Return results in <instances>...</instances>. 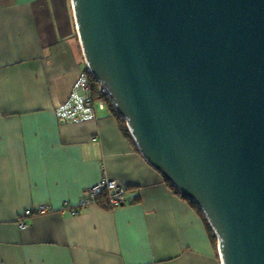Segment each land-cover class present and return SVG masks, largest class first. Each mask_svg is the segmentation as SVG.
Wrapping results in <instances>:
<instances>
[{
  "label": "water",
  "instance_id": "95a60500",
  "mask_svg": "<svg viewBox=\"0 0 264 264\" xmlns=\"http://www.w3.org/2000/svg\"><path fill=\"white\" fill-rule=\"evenodd\" d=\"M86 67L221 264H264V0H72Z\"/></svg>",
  "mask_w": 264,
  "mask_h": 264
},
{
  "label": "crops",
  "instance_id": "0c3cea01",
  "mask_svg": "<svg viewBox=\"0 0 264 264\" xmlns=\"http://www.w3.org/2000/svg\"><path fill=\"white\" fill-rule=\"evenodd\" d=\"M86 71L72 0H0V264H221L203 216L106 105L92 121L59 119ZM103 179L127 203L81 207ZM40 204L54 210L23 217Z\"/></svg>",
  "mask_w": 264,
  "mask_h": 264
},
{
  "label": "built area",
  "instance_id": "2783aa9c",
  "mask_svg": "<svg viewBox=\"0 0 264 264\" xmlns=\"http://www.w3.org/2000/svg\"><path fill=\"white\" fill-rule=\"evenodd\" d=\"M90 73L83 72L80 74L78 80L73 86L69 98L61 103L56 113L62 122L80 123L92 121L96 119V109L98 106L105 107L103 95H107L105 87L98 82L96 86V95L90 82ZM126 189L115 180L103 179L96 186H94L86 198H82L80 202L81 207H86L93 204L101 195L107 196V205L111 208L119 207L127 203ZM68 208V204L64 205ZM54 208L49 204H40L24 210L23 217L32 218L37 215H45ZM78 212L72 210V214L76 215ZM20 227L25 229L28 227L26 222H21Z\"/></svg>",
  "mask_w": 264,
  "mask_h": 264
},
{
  "label": "trees",
  "instance_id": "16d2710c",
  "mask_svg": "<svg viewBox=\"0 0 264 264\" xmlns=\"http://www.w3.org/2000/svg\"><path fill=\"white\" fill-rule=\"evenodd\" d=\"M87 72H89L88 69H87ZM90 82H91V85H92L93 90H94L93 94L97 96V94H96V86L98 85V81L96 79H94L92 77V75H90ZM102 98H103V100L105 102V105L107 106V109H108L110 115L112 117L116 118V120L118 121L119 126L122 129V131H123L124 135L126 136V138L129 139L131 141V143L133 145H135L136 149L138 150V148H137V146H136V144H135V142H134V140H133V138H132V136H131V134L129 132V129H128V126H127V122H126L125 118L118 112V110L116 109L113 101L111 100V98L108 95H103ZM166 182H167V184L170 186V188L173 191H175L177 194H180L172 183H170L167 180H166ZM106 198H107V196L105 194L101 195L100 198H99L100 200H102L104 202V205H107L106 204L107 203V199ZM189 201L191 202V205L193 207H195L198 210V212L203 216V218H204V220L206 222V227H207V231H208L210 240H211L212 244L215 246V248L218 249V238L216 237L214 231L212 230L210 224L208 223L204 213L202 212L200 207L195 202H193L191 200H189Z\"/></svg>",
  "mask_w": 264,
  "mask_h": 264
}]
</instances>
